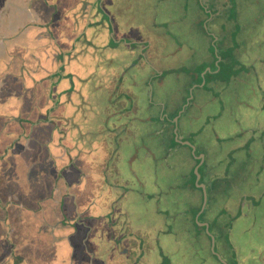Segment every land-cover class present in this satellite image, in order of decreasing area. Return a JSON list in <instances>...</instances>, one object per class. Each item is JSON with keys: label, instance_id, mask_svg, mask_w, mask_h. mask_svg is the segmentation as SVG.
<instances>
[{"label": "rangeland", "instance_id": "374dc122", "mask_svg": "<svg viewBox=\"0 0 264 264\" xmlns=\"http://www.w3.org/2000/svg\"><path fill=\"white\" fill-rule=\"evenodd\" d=\"M113 11L112 43L134 54L88 56L87 131L100 134L123 64L161 49L148 77L128 81L141 110L122 163L146 182L126 200L131 226L172 230L155 234V264H264V0H118ZM222 59L230 81L216 77Z\"/></svg>", "mask_w": 264, "mask_h": 264}, {"label": "crops", "instance_id": "0c3cea01", "mask_svg": "<svg viewBox=\"0 0 264 264\" xmlns=\"http://www.w3.org/2000/svg\"><path fill=\"white\" fill-rule=\"evenodd\" d=\"M117 3L0 0V264H155V234L172 233L135 230L126 203L146 183L137 159L133 177L122 163L141 110L128 81L152 73V43L113 77L100 134L80 121L98 67L88 56L134 54L112 43Z\"/></svg>", "mask_w": 264, "mask_h": 264}, {"label": "trees", "instance_id": "16d2710c", "mask_svg": "<svg viewBox=\"0 0 264 264\" xmlns=\"http://www.w3.org/2000/svg\"><path fill=\"white\" fill-rule=\"evenodd\" d=\"M218 43H219V40H218ZM150 45H151V43H150ZM151 49H152L153 55L161 52V49H160V47L159 48L157 47V43L156 42L152 43ZM223 50L226 51L227 48L224 46ZM224 54H226V53L224 52ZM223 59L218 64L217 69L220 68V70H219L218 75L216 77L217 78H222V80H226L227 79L228 81H230L232 75H230L231 76L230 77V76H228V74L231 72V66L229 64H226V63H228V61H226V60L224 62H222ZM262 128H264V127H261V129Z\"/></svg>", "mask_w": 264, "mask_h": 264}, {"label": "water", "instance_id": "95a60500", "mask_svg": "<svg viewBox=\"0 0 264 264\" xmlns=\"http://www.w3.org/2000/svg\"><path fill=\"white\" fill-rule=\"evenodd\" d=\"M102 1V0H101ZM107 10H109V6H108V4L106 3L105 4V6H103V8H102V13H104V15L103 16H108V13H107ZM105 17V18H106ZM95 19H99V17H97V16H95ZM103 21L101 20V23H102ZM90 23V22H89ZM196 173H197V175H198V180H200V174H199V170L197 169L196 170ZM199 187H201V188H203L204 190L206 189V186L205 185H200Z\"/></svg>", "mask_w": 264, "mask_h": 264}]
</instances>
